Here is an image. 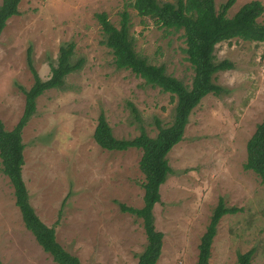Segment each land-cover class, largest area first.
<instances>
[{
    "label": "rangeland",
    "instance_id": "374dc122",
    "mask_svg": "<svg viewBox=\"0 0 264 264\" xmlns=\"http://www.w3.org/2000/svg\"><path fill=\"white\" fill-rule=\"evenodd\" d=\"M3 0H0L2 2ZM175 3L177 0H159ZM250 2V0H247ZM226 0H215L217 9ZM236 1L233 17L245 4ZM133 0H23L0 38V119L11 131L22 118L34 77L28 66L50 79L62 46L74 43V61L83 68L61 89L37 100V111L23 131V177L38 217L56 230L57 241L82 264H138L147 247L143 222L121 206L144 207L143 151L110 152L94 134L101 115L114 137L155 138L172 124L177 105L130 70L118 69L104 44L97 14L120 27L131 17L137 53L150 64L192 86L194 70L183 33L160 28L132 8ZM264 23V14L259 19ZM216 61L233 69L219 72L221 95H208L189 117L183 141L168 155L173 173L161 187L154 208L164 234L157 264H198L199 246L221 200L237 212L218 225L210 264H239L254 251L251 264L264 263V181L245 169L247 145L264 121V44L233 40L216 47ZM0 260L3 264H57L26 228L14 188L0 159Z\"/></svg>",
    "mask_w": 264,
    "mask_h": 264
},
{
    "label": "trees",
    "instance_id": "16d2710c",
    "mask_svg": "<svg viewBox=\"0 0 264 264\" xmlns=\"http://www.w3.org/2000/svg\"><path fill=\"white\" fill-rule=\"evenodd\" d=\"M23 0H3L0 2V38L8 21L20 15L19 5ZM237 0H228L217 9L215 0H177L175 3L159 0H133L131 4L142 18L152 19L160 28L175 33H183L186 43L185 53L195 76L192 86L169 75L165 66L150 64L141 57L131 36V17L128 11L121 13L120 27L117 28L107 13L96 15L103 34V44L114 55L115 65L121 70H130L146 84L171 94L177 101L174 120L168 127H160L157 137L152 138L142 133L134 139H117L101 115L94 138L99 147L110 152H124L130 149L143 151L140 169L145 175L144 207L136 209L121 206L123 212L141 219L147 236V247L139 256L138 264H157L163 249L164 234L157 230L154 208L161 202V187L173 173L168 155L183 141L189 117L201 101L208 95L219 96L224 91L216 84L219 72L232 70L228 61H216V47L224 42L243 40L264 44V23L259 19L264 14V5L254 1L244 5L233 17L228 12ZM75 44L64 45L60 49L57 65H52V75L43 81L33 64L32 48L28 51V66L34 77L31 89L21 88L26 97L25 111L13 130L6 129L0 119V159L2 172L6 175L15 191L16 206L21 211L24 224L42 249L57 264H82L80 259L67 252L57 241L56 230L49 227L36 214L30 204L29 191L23 177L25 166V144L23 131L36 114L37 100L47 91L61 89L66 78L80 71L84 60L74 61ZM248 159L246 170L253 171L264 181V121L257 127L247 145ZM235 207L227 208L221 200L214 210L206 233L199 246L198 264H210L211 248L217 235L218 225L226 214H234ZM254 251L240 254L239 264H251ZM0 264H3L0 260ZM264 264V263H263Z\"/></svg>",
    "mask_w": 264,
    "mask_h": 264
},
{
    "label": "crops",
    "instance_id": "0c3cea01",
    "mask_svg": "<svg viewBox=\"0 0 264 264\" xmlns=\"http://www.w3.org/2000/svg\"><path fill=\"white\" fill-rule=\"evenodd\" d=\"M226 1H228V0H226ZM238 1V0H237ZM246 2H245V4L244 5H246V4H248V3H251V2H254V1H258V2H261L263 5H264V0H250V2H248L247 0H245ZM243 5V6H244Z\"/></svg>",
    "mask_w": 264,
    "mask_h": 264
}]
</instances>
